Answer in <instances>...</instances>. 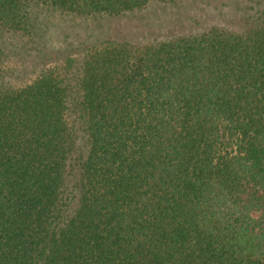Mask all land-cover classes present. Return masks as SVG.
I'll use <instances>...</instances> for the list:
<instances>
[{
    "label": "trees",
    "instance_id": "obj_1",
    "mask_svg": "<svg viewBox=\"0 0 264 264\" xmlns=\"http://www.w3.org/2000/svg\"><path fill=\"white\" fill-rule=\"evenodd\" d=\"M151 1L0 0V41L43 64L16 85L0 44V264H264V0L236 26L47 45L48 14Z\"/></svg>",
    "mask_w": 264,
    "mask_h": 264
},
{
    "label": "rangeland",
    "instance_id": "obj_2",
    "mask_svg": "<svg viewBox=\"0 0 264 264\" xmlns=\"http://www.w3.org/2000/svg\"><path fill=\"white\" fill-rule=\"evenodd\" d=\"M241 5V0H155L141 9L120 15L65 18L48 14L51 26L47 45L58 50L70 46V43L107 38L145 43L178 34L199 33L215 25L236 26L241 20ZM1 38L0 44L9 56L8 65L15 72L14 84H25L43 70L42 63H33L29 55H25L24 43L20 39ZM62 56L59 55L60 62ZM50 64L53 66L55 61Z\"/></svg>",
    "mask_w": 264,
    "mask_h": 264
}]
</instances>
